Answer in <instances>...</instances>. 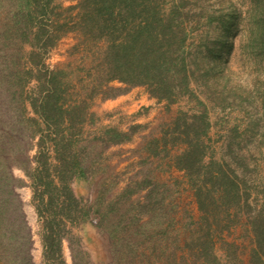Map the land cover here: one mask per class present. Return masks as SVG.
Segmentation results:
<instances>
[{
  "label": "rangeland",
  "instance_id": "obj_1",
  "mask_svg": "<svg viewBox=\"0 0 264 264\" xmlns=\"http://www.w3.org/2000/svg\"><path fill=\"white\" fill-rule=\"evenodd\" d=\"M79 1L54 0V13L61 18L75 15ZM194 1L186 7L203 6L214 20L209 23L204 16L206 22L187 39L193 42L188 45V62L193 64L192 55L200 48L201 70L210 60L220 63L222 70L210 78L190 76L185 88L173 82L169 92L106 79L103 51L107 41H97L71 27L60 29L56 44L43 53L41 70L60 71L63 92L58 104L65 108L63 117L51 124L43 111V115L16 116L17 111L11 109L16 137L7 144L0 132V142L4 140L7 148L0 147V160L4 158L10 166L22 213L19 216L18 208L7 202L5 210L0 206L7 219L0 223V264H23L26 252L34 264H58L43 257L47 195L40 202L37 191L47 192L43 185L34 192L32 176L41 173L46 181L50 174V189L56 188L53 192L59 195L55 202L59 206L64 199L60 170L72 162H76V172L69 170L64 178L77 198L69 204L77 215L62 218L63 264H102L119 251L126 259L130 244L138 260L145 254L143 264H150L149 258L166 260L172 253L179 264H193L198 255H190L195 251L190 246L196 245L208 223L214 226L211 240L215 253L222 256L220 264L232 263L234 246L243 264H260L252 256L253 233L244 207L259 206L264 199V52L255 57L247 46L254 16L264 17V0H197L191 4ZM7 2L0 0V5ZM234 5L241 11L239 21L226 28L225 19ZM5 16L7 8L0 6V30ZM23 61L19 59L20 69ZM37 85L33 78L26 89L37 90ZM74 107L79 117L70 123L68 113ZM32 115L38 117L39 130L30 135L25 117ZM2 128L12 127L0 124ZM113 130L127 137L110 139ZM21 159L26 160L24 168L13 163ZM208 165L214 166V172L228 169L237 181L244 212L237 218L234 205L227 209L216 204L218 191H211L199 204L198 197L202 199V191L212 184L205 179ZM4 188L0 186L1 199L6 197ZM21 220L30 231L27 245ZM99 223L102 227L97 228ZM3 231H8V237ZM113 241L121 247L115 250Z\"/></svg>",
  "mask_w": 264,
  "mask_h": 264
},
{
  "label": "trees",
  "instance_id": "obj_2",
  "mask_svg": "<svg viewBox=\"0 0 264 264\" xmlns=\"http://www.w3.org/2000/svg\"><path fill=\"white\" fill-rule=\"evenodd\" d=\"M189 2L191 0H80L76 5L79 11L75 15L62 18L54 13L57 6L54 4V0H8L6 6L1 3L0 6L7 8V16H5L6 21L3 23L4 28L0 30V124L4 127H12L0 129L4 140H6L5 143H12L16 137V129L13 128L14 120L9 114L11 109L17 111L16 116H23L28 112L40 115L43 111L45 114L47 113L46 121L51 124L57 117L60 119L63 117L65 108H63V104L62 106L58 104L63 92L59 79L60 71L52 69L42 72L41 70L43 53L56 44L61 36L60 29L71 27V29L79 30L83 35L94 37L97 41H107L103 51L108 67L106 79L117 78L129 84H147L151 90L161 89L162 92H169L173 82L183 83L182 87L185 88L186 81L190 76L194 79L199 77L210 78L220 72L222 66L215 60H210L208 62L210 64L201 70L199 65L203 52L200 48H197L192 55L190 62L193 64L188 62V57L191 56L188 45L193 42L189 43L187 39L192 36L194 29L206 22V20L202 21L204 16L209 20V23L214 20L213 14L207 12L203 6L195 9L187 8L186 3ZM196 2L197 0L191 4L194 5ZM238 9L235 5L231 6L229 12L231 15L225 19L226 28H230V23L239 21L240 16L238 15H241V11ZM254 18V29L248 31L247 46L249 54L256 57L264 52V17L256 18L254 16ZM226 44L224 42L225 46ZM26 46H28L27 50L25 49ZM20 58H24L23 69H20L18 65ZM192 65L195 68L188 69ZM33 78L37 80L38 88L37 90L32 88L27 90L26 87ZM10 96L11 99L9 100ZM13 100L15 104H12ZM76 108L80 111L79 106ZM74 109L75 107L73 112L69 111L68 113L70 123L79 117L78 112L74 113ZM81 114L82 112H80ZM25 121L30 135L39 130L38 117L28 116L25 117ZM126 137L123 132L119 133L113 130L110 139L121 140ZM3 141L0 142V147L6 151L7 148ZM27 147L29 146L27 145L26 149H28ZM62 148H66V144ZM25 162V159H21L19 164L13 163L24 168ZM0 164L4 168V175L0 176V186H4L7 192L5 199L0 198V206L3 205L5 210L7 207L5 202H7L16 210L18 208V215L21 216V208L14 189V177L10 166L4 158L0 160ZM191 165V163L186 164L185 167L190 168ZM210 165L207 166L209 176L205 179L212 184L211 187L202 191L204 195L202 199L198 197L199 204L203 203L204 198L208 197L211 191H218L216 204L227 209L234 205L237 218V215L244 213L241 212V195L238 192L237 181L230 176L228 169L216 168L217 172H214V169L211 170L214 166ZM76 166V162H72L69 163V166L65 164L60 170L63 179L60 192L63 193L64 199L61 204H58L59 206L55 204L56 196L59 197L53 192L56 188L50 189L53 184L52 179L49 178L50 174L47 172L48 179L46 181H44V176L41 173H34L32 176L35 186L34 192L37 191L38 185H43L44 191L47 192L44 194L43 191H37V198L40 202H43L44 195H47L46 220L42 224L43 232L41 235L43 257L57 260L58 264H63L61 251L65 224L62 218L70 219L77 215L74 207L71 209V205H69L77 198L66 178H64V173L69 170L72 173L76 172ZM44 169L48 170V166L45 165ZM25 171L29 173L26 169ZM244 208L247 222L253 233V259L257 263L264 264V199L259 206L255 205L254 207L246 204ZM57 217L61 219L55 220ZM236 218L234 217L235 220ZM0 219V223L7 221L1 209ZM22 225L25 230L24 237L27 245L30 241V231L26 221H22ZM206 226L208 228L205 233L202 231L201 234H198L196 245L190 246L191 251L195 250L190 255H198L193 264H220L222 256L215 253L214 242L211 240V228L214 226L211 223ZM99 227H102L100 223L97 225V228ZM7 232L3 231L2 235L8 237ZM227 244L232 246L234 243ZM113 245L115 250L121 247L114 241ZM131 246L133 245L127 246L129 250L125 253L128 258L121 257L122 254L119 251L118 257L115 255L102 264H135L139 255L137 252L131 254L133 252ZM231 249V264H243L242 260L235 255L237 246H234V249L231 247ZM143 255L145 254H141L142 258L138 260L139 264L144 263ZM226 257L229 259V254ZM176 259L175 253H172L167 256L166 260L162 261L161 259L159 261L154 259L153 261L149 258V263L179 264ZM24 260L23 264H34L27 252Z\"/></svg>",
  "mask_w": 264,
  "mask_h": 264
}]
</instances>
